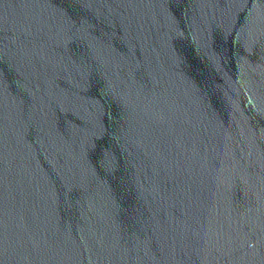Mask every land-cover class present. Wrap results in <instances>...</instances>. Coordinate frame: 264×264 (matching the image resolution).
Here are the masks:
<instances>
[{
	"label": "water",
	"instance_id": "obj_1",
	"mask_svg": "<svg viewBox=\"0 0 264 264\" xmlns=\"http://www.w3.org/2000/svg\"><path fill=\"white\" fill-rule=\"evenodd\" d=\"M0 264H264V0H0Z\"/></svg>",
	"mask_w": 264,
	"mask_h": 264
}]
</instances>
